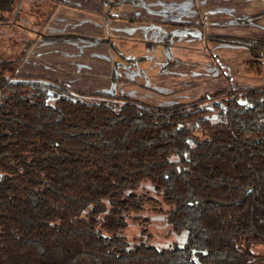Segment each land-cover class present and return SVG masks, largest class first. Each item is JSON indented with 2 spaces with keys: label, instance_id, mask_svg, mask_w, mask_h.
<instances>
[{
  "label": "trees",
  "instance_id": "trees-1",
  "mask_svg": "<svg viewBox=\"0 0 264 264\" xmlns=\"http://www.w3.org/2000/svg\"><path fill=\"white\" fill-rule=\"evenodd\" d=\"M206 37L242 43L261 70L264 37ZM21 57L0 60V264H200L191 248L264 258L252 250L264 244V84L159 104L15 74ZM45 83L62 92L53 104ZM142 179L165 190L184 246H128L121 221L97 217L102 198L114 215L139 209Z\"/></svg>",
  "mask_w": 264,
  "mask_h": 264
},
{
  "label": "crops",
  "instance_id": "crops-1",
  "mask_svg": "<svg viewBox=\"0 0 264 264\" xmlns=\"http://www.w3.org/2000/svg\"><path fill=\"white\" fill-rule=\"evenodd\" d=\"M48 1L17 72L159 104L264 84V53L252 72L245 45L206 37H264V0Z\"/></svg>",
  "mask_w": 264,
  "mask_h": 264
},
{
  "label": "rangeland",
  "instance_id": "rangeland-1",
  "mask_svg": "<svg viewBox=\"0 0 264 264\" xmlns=\"http://www.w3.org/2000/svg\"><path fill=\"white\" fill-rule=\"evenodd\" d=\"M47 4H49L48 0H19L17 2L18 6H16L17 9L14 7L10 10L5 0H0V60L14 57L24 48L31 31L37 29V24L41 23L40 20L47 14L49 8ZM15 74L21 73L15 70ZM8 76H10V72L4 69L0 73V81H3L5 79L4 77ZM46 80L48 82L54 81L62 83L50 78H46ZM45 86L47 88L46 101L49 104H53L62 92L51 84L45 83ZM69 87L72 90L81 91L80 89ZM83 99L94 98L87 95ZM217 113L218 111L215 109L212 115ZM132 190L134 193L143 196L139 209L114 215L110 210L109 199L102 198L96 203L98 208L97 217L99 219L112 217L121 221V233L125 235L128 246L141 243L151 244L156 247L184 246L188 240V229L182 228L177 231L173 228L170 220L172 204L164 199L165 190L156 188L149 179L140 180ZM92 206L93 204L86 205L80 213H84L86 209ZM252 250L257 255H263L264 244L262 242H256L252 246ZM201 253V249L191 248L192 256L200 264H264V258L261 256L241 255L235 260L216 261L201 259L199 256Z\"/></svg>",
  "mask_w": 264,
  "mask_h": 264
},
{
  "label": "flooded vegetation",
  "instance_id": "flooded-vegetation-1",
  "mask_svg": "<svg viewBox=\"0 0 264 264\" xmlns=\"http://www.w3.org/2000/svg\"><path fill=\"white\" fill-rule=\"evenodd\" d=\"M17 9V7H15ZM2 20V19H1Z\"/></svg>",
  "mask_w": 264,
  "mask_h": 264
}]
</instances>
